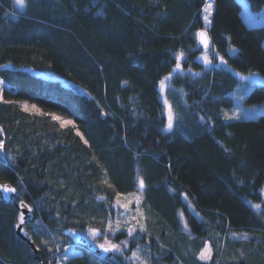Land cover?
<instances>
[{"label":"trees","instance_id":"1","mask_svg":"<svg viewBox=\"0 0 264 264\" xmlns=\"http://www.w3.org/2000/svg\"><path fill=\"white\" fill-rule=\"evenodd\" d=\"M205 3L28 0L21 9L0 0V181L31 206L23 230L38 248L17 234L15 205L0 199V264H56L62 253L65 264H125L64 230L109 233L120 194L139 191L140 179L148 230L133 221L129 240L142 231L161 254L153 261L264 264V114L224 115L239 80L228 66L264 74V23L244 20L242 0H214L211 45L226 63L197 76L174 72L183 52V68L201 67ZM248 4L261 10L264 0ZM170 72L177 120L166 131L159 84ZM263 101L264 84L245 98ZM241 232L248 236L231 234ZM207 242L212 256L199 259Z\"/></svg>","mask_w":264,"mask_h":264},{"label":"rangeland","instance_id":"2","mask_svg":"<svg viewBox=\"0 0 264 264\" xmlns=\"http://www.w3.org/2000/svg\"><path fill=\"white\" fill-rule=\"evenodd\" d=\"M242 1H244L245 3L244 10H243L244 20L249 24L264 23V7L261 10H253L250 8L248 4V0H242ZM207 3H211L212 8L209 10L208 13H205L204 9ZM205 5L202 11V18L207 14L208 22L206 23L203 18V25H204L203 27L209 30V27L212 22V13H213L214 6H215L214 0H206ZM197 47H200L198 43V35H197ZM220 57L222 56L216 52L214 46L210 45L208 48L202 49L195 54V59L199 61V63H201V67H197L191 64L190 66L183 68L182 61L186 59V54H184L183 52V56L179 60V63L182 64V69L180 70V72L182 74H189L190 76H197V75H202L205 71H208V70L213 71L216 67H220L221 65L225 64V63H221ZM206 59L208 61L207 63L205 62ZM228 67L232 70L233 73H235L238 76L239 80L231 92L234 97V105L231 108H227L225 112L231 115V113L234 110L239 109L240 119L257 117L259 114H264V101L257 103V104H252V105H248L247 103H245V98L249 95L252 88L257 84H264V74L259 71H255V70L242 71V70H239L231 66H228ZM249 73H253L254 75L249 77L248 76ZM166 76H168V74H166L162 79H164ZM171 77H169L165 81V86L163 89H161V85L159 84L160 97L162 99V102L164 105V112L166 114V124L164 126V130L166 131H169V129H166V125L168 123V117H169V108L171 109L172 114H174L175 116L173 126L177 120V114H176V108H175L176 103L174 102V99L171 95V91H173V89L170 86ZM242 77H247V79H242ZM0 81H2L1 78H0ZM3 86H4V82L2 85H0V89L3 90ZM2 90H0V95H2ZM21 105L23 108L31 112L44 111L43 108H41L39 105L35 103H31L29 101H21ZM25 105H27V108L25 107ZM33 105H35V108L32 107ZM48 112L56 119L59 118L58 120L63 125H67L65 121L73 122L72 118L62 115L58 112H55V111H51V112L48 111ZM0 150L2 153L3 149H0ZM142 192H143V189L139 191L131 192V193L120 194V197L117 200L119 201L120 206L117 207L116 215L114 216V218H110L106 222L108 225H109V222H111V229L109 233H105V231H103L102 229L94 228V227L85 228L84 230H80V231L82 232L84 236L88 237L90 240L94 241L95 243H98V244L106 243L107 244L110 241L113 244L120 245L123 251L121 252L114 251V254L112 257L116 258V260H119L122 263L142 264V261H146V264H170L169 261H166V260L162 261L161 258L157 259L156 261L152 260V257H154V255L160 256L161 254H159L160 252L158 250L156 249L153 250V248L150 247L149 241L143 238L144 233L142 231H140V233L137 236H134L136 237V240H135L136 243L134 246L131 245V242L129 240L131 236L128 235V228L134 225L133 221H135L138 227L139 225L142 224L144 226V231L148 230V227H147L148 217L142 205V200H143ZM185 199H186V196H185ZM137 200L139 201L138 203H137ZM188 202H189L190 209L196 215L200 216L195 205L190 200H188ZM124 205H127V208L123 207ZM181 218L184 223V229L188 231L190 234H192L191 230L189 229V226L187 225V220L184 214H181ZM117 221L119 222L118 228L116 227ZM185 225H187V227H185ZM90 229H98L99 233L96 236H93L90 233ZM119 231L127 232V236L116 237ZM231 234L233 235L234 233H231ZM235 234L236 235L234 236L236 237H241V236L247 237L248 236V233L246 232L235 233ZM124 241H127V244L122 243ZM206 245L210 249V253L206 252V258L203 260H209L212 256V246L210 242H207ZM205 246L201 249V251L205 249ZM137 250H139L140 257L139 258L132 257V252L137 251ZM200 253L198 255L199 259H200ZM56 264H65L64 263V253H62L58 257Z\"/></svg>","mask_w":264,"mask_h":264},{"label":"snow or ice","instance_id":"3","mask_svg":"<svg viewBox=\"0 0 264 264\" xmlns=\"http://www.w3.org/2000/svg\"><path fill=\"white\" fill-rule=\"evenodd\" d=\"M14 3L21 9L25 8L27 6V3H28V0H14ZM212 8V4L211 3H207L205 5V13H208L209 10ZM204 20L205 22L207 23L208 22V15L206 14L204 17ZM197 35L200 37V43H202L205 48L208 47V43H209V39L207 37V34L205 31H200L197 33ZM229 51L231 52H234L235 49H229ZM183 56V53H180L178 56H177V64H176V67L173 69V71H176V69H179L181 67L180 63H179V60L180 58ZM220 61L221 63H226V61H224L223 57H220ZM205 62L207 63V59L205 60ZM172 73L170 72L168 74V76H166L164 79H162L160 81V85H161V89L164 88L165 86V81L171 77ZM239 75V74H238ZM254 74L253 73H249L248 76H253ZM242 79H247V77H242ZM3 84V81H0V85ZM2 90V89H0ZM25 107L27 108V105H25ZM33 108H35V105L32 106ZM225 118L226 119H240V110L239 109H236L234 110L231 115H229L227 112H225ZM59 119V118H57ZM174 120H175V116L174 114H172L171 112V109L169 108V117H168V123L166 125V129H171L173 127V123H174ZM65 123L67 124H72L73 122L72 121H65ZM3 148V142L0 141V149ZM21 183H22V180H21ZM144 187V182H143V179H140L139 181V189L142 190ZM0 191H3L5 193H14L16 192V189L7 185V184H0ZM264 191V190H262ZM139 201L137 200V203ZM23 201H21V205H23ZM117 207H119V201H117V204H116ZM123 207L127 208V205H124ZM254 207L256 208H260L261 206L259 204L257 205H254ZM30 210V209H29ZM20 222L23 223V214H21L20 216ZM116 227L118 228L119 227V222L117 221V225ZM140 229L141 230H144V226L141 224L139 225ZM185 227H187V225H185ZM109 228L111 229V222H109ZM136 231V225H132L128 228V235H132L134 232ZM90 233L93 235V236H96L98 233H99V230L98 229H90ZM233 235H236L235 233ZM246 235V234H245ZM124 244H127V241H124L122 242ZM97 247H99L100 249H102L105 253L107 252H110V251H118V252H121L123 251V249L121 248L120 245L118 244H113L111 243L110 241L107 243V244H98ZM206 252L210 253V249L207 247V245L205 246V249L201 251L200 253V259H205L206 258ZM132 257H135V258H139L140 257V254H139V250L137 251H133L132 252ZM142 264H146V261H142Z\"/></svg>","mask_w":264,"mask_h":264},{"label":"water","instance_id":"4","mask_svg":"<svg viewBox=\"0 0 264 264\" xmlns=\"http://www.w3.org/2000/svg\"><path fill=\"white\" fill-rule=\"evenodd\" d=\"M200 31H205L206 32L207 37L209 39V43H208V47H209L211 45V43H212L210 31L208 29L204 28V27L201 28L198 32H200ZM198 43H199V46L202 49H206L205 46L202 43H200V37L199 36H198ZM180 65H181V67L179 69H176V71H174V72H178V71H180L182 69V64H180ZM175 67H176V65H175ZM0 184H7V185H9V186H11V187L16 189V192H14V193H5L3 191H0V199H4V200L14 204L15 207L19 211V215L21 216V214H23V223H21L20 219H19V222L16 225L17 234L19 236H21L23 239L28 240L30 242L31 246L34 248V250L38 251V248L36 247L34 242L25 234V232L23 230L24 225L26 223H28L33 217V211H32L31 206L25 200L19 199L17 197L18 189L12 183H10L9 181H0ZM21 201L24 202L23 205H21ZM64 232L67 235H70L71 238L74 241L82 243L84 245H87L91 250L99 253L103 257L110 258L114 254V251H110V252L105 253L102 249L97 247L98 243H95L94 241L90 240L88 237H85L78 230H75V229H72V228H66L64 230ZM99 244H106V243H99Z\"/></svg>","mask_w":264,"mask_h":264}]
</instances>
